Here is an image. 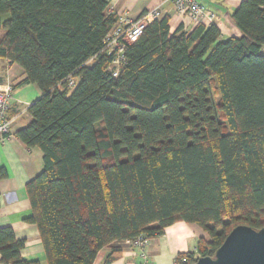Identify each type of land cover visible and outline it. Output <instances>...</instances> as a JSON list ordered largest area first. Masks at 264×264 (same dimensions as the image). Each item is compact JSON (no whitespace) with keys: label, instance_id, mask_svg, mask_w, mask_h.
<instances>
[{"label":"trees","instance_id":"trees-1","mask_svg":"<svg viewBox=\"0 0 264 264\" xmlns=\"http://www.w3.org/2000/svg\"><path fill=\"white\" fill-rule=\"evenodd\" d=\"M108 5L0 0V59L41 91L16 132L43 154L25 185L28 220L46 264H93L108 247L106 264L120 256L116 242L194 223L208 240L175 258L192 264L234 227H264V0L234 9L238 37L154 19L125 45L116 77L102 50L118 22ZM23 246L0 228L2 264H40L21 258Z\"/></svg>","mask_w":264,"mask_h":264},{"label":"crops","instance_id":"crops-1","mask_svg":"<svg viewBox=\"0 0 264 264\" xmlns=\"http://www.w3.org/2000/svg\"><path fill=\"white\" fill-rule=\"evenodd\" d=\"M197 1L215 13L217 18L214 23L219 28L222 39L240 35L230 16L243 0ZM157 5L160 16L169 17L170 32L179 25L185 31L194 27L195 24L188 17L177 14L170 4H159V0H109L108 11L134 19ZM24 78V71L18 64H9L5 59H0V88L8 82L15 86L7 113L12 118L10 132L7 139L0 142V169L4 172L0 176V228L10 227L15 239L24 240L20 251L22 259L46 264L37 226L28 220L31 206L25 191L26 183L43 169V154L37 147H26L16 135L19 129L29 123L30 116L26 109L41 95V91L35 83L20 84ZM201 237L208 240V236L199 226L178 221L166 227L161 236L149 239L143 248L133 246L132 240L116 242L115 245L122 250L120 256L106 264H141L142 253L153 264H175L179 253L195 251L197 240ZM108 252V247L102 249L93 264H103Z\"/></svg>","mask_w":264,"mask_h":264},{"label":"built area","instance_id":"built-area-1","mask_svg":"<svg viewBox=\"0 0 264 264\" xmlns=\"http://www.w3.org/2000/svg\"><path fill=\"white\" fill-rule=\"evenodd\" d=\"M170 4L181 16H186L194 24L209 25L216 20L215 13L207 10L197 0H159V4ZM159 5L145 11L138 18H127L119 15L117 25L103 40L102 50L107 57H111V63L107 67V72L113 77L118 75L119 68L125 63L124 49L125 45L134 42L142 33L148 23L160 17ZM69 86H74L75 79H67ZM14 85L6 83L0 88V142L7 139L10 132L11 117L7 113L10 110L11 100L13 98ZM148 239L142 235L135 237L132 244L135 247L143 248ZM141 264H153L149 257L142 253Z\"/></svg>","mask_w":264,"mask_h":264},{"label":"water","instance_id":"water-1","mask_svg":"<svg viewBox=\"0 0 264 264\" xmlns=\"http://www.w3.org/2000/svg\"><path fill=\"white\" fill-rule=\"evenodd\" d=\"M192 264H264V227H234L212 256H200Z\"/></svg>","mask_w":264,"mask_h":264}]
</instances>
